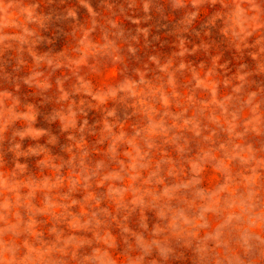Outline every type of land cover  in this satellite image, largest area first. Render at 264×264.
Wrapping results in <instances>:
<instances>
[{
  "label": "rangeland",
  "instance_id": "obj_1",
  "mask_svg": "<svg viewBox=\"0 0 264 264\" xmlns=\"http://www.w3.org/2000/svg\"><path fill=\"white\" fill-rule=\"evenodd\" d=\"M0 264H264V0H0Z\"/></svg>",
  "mask_w": 264,
  "mask_h": 264
}]
</instances>
